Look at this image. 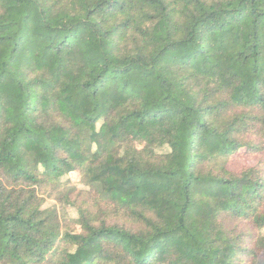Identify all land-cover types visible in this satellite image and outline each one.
Here are the masks:
<instances>
[{"label": "trees", "instance_id": "16d2710c", "mask_svg": "<svg viewBox=\"0 0 264 264\" xmlns=\"http://www.w3.org/2000/svg\"><path fill=\"white\" fill-rule=\"evenodd\" d=\"M0 264H264V0H0Z\"/></svg>", "mask_w": 264, "mask_h": 264}, {"label": "rangeland", "instance_id": "374dc122", "mask_svg": "<svg viewBox=\"0 0 264 264\" xmlns=\"http://www.w3.org/2000/svg\"><path fill=\"white\" fill-rule=\"evenodd\" d=\"M243 164V158L242 157H233L229 162H227V166L229 168L235 169L237 167H240ZM74 178H76L75 175H73ZM49 204V202H47Z\"/></svg>", "mask_w": 264, "mask_h": 264}]
</instances>
